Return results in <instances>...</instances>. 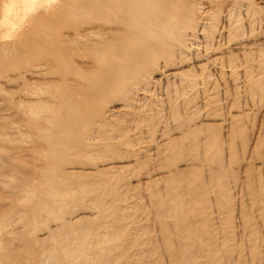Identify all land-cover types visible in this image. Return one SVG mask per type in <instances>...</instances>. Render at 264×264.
<instances>
[{"label":"rangeland","instance_id":"obj_1","mask_svg":"<svg viewBox=\"0 0 264 264\" xmlns=\"http://www.w3.org/2000/svg\"><path fill=\"white\" fill-rule=\"evenodd\" d=\"M196 1L199 4L198 10L196 12L197 14H195V18H194V20L197 24V28L194 31L192 29H191L192 31L191 30H187V31L184 30L185 31V34H184L185 40L183 42L184 43L183 46L180 47V49L182 48L181 51L182 52L184 51V53L181 55H178V56L175 55L174 57H172L171 61H168V62H164L163 58H159V59L157 58L155 60L156 63H153L151 65L152 68L150 66H148V67H145L144 70L141 69V72H139V74H138V76H139L138 80L137 79L134 80V82H133L134 84L133 83L131 84L133 86L131 87L130 90L128 89V91H127V89H126L124 91H115V92L112 91L110 94H106V96L102 99L104 101V103H103V101L101 102L102 105L100 107V110L102 112V116H105V117L109 116L110 113H108V110L110 108H114L115 115L110 117V118H113V120H115L114 122L117 121L116 123L121 128L126 127L125 131L120 133L121 136H120V138H117L118 140L117 139H114V141L112 140L113 143L117 141L116 144L118 145V148H119V146H121L119 148V150L117 149L118 154L116 155V158H110V159L108 157L107 158L101 157L100 159L99 158H74L75 160H78V161H82L85 159H91V160H93L94 163L91 166L79 165L78 164L79 162L77 161V163L75 165H68V164L65 165L64 169L62 170L63 174L65 176H68L71 180H81V181L90 183V185L95 186L94 188H97V186L99 188L105 187V189L112 187L113 192L115 191L114 194L112 192V196L103 195V199H105L108 202L105 205V207L103 208V209H106V211H104V212H106V214H109L110 208L112 210L114 208V210L112 211L110 217L105 222H103L101 226L99 225V227H100L99 230L102 229V231H105L107 233H112V237L110 238V242H109L110 244L108 243L107 247L111 248L110 249L111 253L109 254L110 257H114L115 255L119 254V256H116L117 260L114 261V264H119V263L120 264H174L176 261H177L176 264H181L180 260L182 258L180 259V257L182 255H181L180 251L177 252L178 250H180V246L191 247V248H189L190 249L189 252L194 253L191 256L192 257L191 260L189 261L190 263L192 262L191 264H195V263L196 264H205V263L206 264H264V259H263L264 258V217H262V209H261L262 203L259 200V198H261L262 195L264 196V69H263L264 68V62H263L264 61V57H263L264 56V50H263L264 45L261 44V43H264V25H263L264 24V0H246L247 3L245 2V0H241V2H239L240 0H235V2H234V0H232L234 3L231 0H229L230 2L227 0H222V1H220V0H196ZM205 1H207V3H205ZM244 2L246 4H244ZM233 4L235 5V7H233L234 6ZM230 5H233V6L231 7ZM226 6H227V8H226ZM248 6H250V7H248ZM248 8H249V10H248ZM217 9H219V10L221 9L220 10L221 12H218ZM233 9H236V11ZM212 10H214L216 12L213 11L214 13L212 14L211 13ZM228 10H229V12H228ZM232 10H233V12H232ZM224 12H225V14L223 15ZM230 12H232L231 13L232 16H231ZM234 12H236V13H234ZM214 14H215V16H214ZM236 14H238V15L236 16V18H234V16ZM232 17H233V19H232ZM210 18H213V21ZM222 18H223V20H221ZM227 19L229 20L231 26L228 24ZM237 19L239 21H237ZM231 20H234L233 21L234 23L231 22ZM203 21H204V23H203ZM201 22H202V24H201ZM205 22H207V23L209 22V24H207ZM210 22H212V23L210 24ZM214 22H216L218 25L217 24L215 25ZM222 22H223V24H221ZM235 23H236L237 28L234 26ZM239 23L245 24V25L239 26ZM203 25H205V26H203ZM221 25H222V27H220ZM227 26L230 28H228ZM213 27H215L217 31H215L214 30L215 28H213ZM225 27H226V30H224ZM231 27H233V28H231ZM219 28H221V29H219ZM227 29H229L230 31L229 30L228 31L231 33L226 32ZM234 29L235 30L239 29L240 31L237 32V30H236V32L234 33V31H235ZM200 30H201V32H200ZM242 30H243V33H242ZM59 31L57 33L55 32L56 33L55 36L57 38L60 37V34L61 35L63 34V32L61 33ZM219 31H221V32L223 31L222 32L223 34H221V32H219ZM232 31H233V33H232ZM207 32H209V34ZM218 32L221 35H219ZM58 33H60V34H58ZM203 33H204V35H203ZM224 33H226V34H224ZM236 33H237L238 37L236 36ZM229 34H231V35H229ZM244 34H246V35H244ZM231 36H234V37H231ZM242 36L244 38H241ZM205 37H206V42H207L208 46L205 42ZM227 37H229V38H227ZM224 38H225V40H224ZM233 38H235V39H233ZM237 38H239L241 40L238 41L239 39H237ZM9 39H8V41H7V39H6V41H5V39L3 41V39H2V41H3L2 42L1 38H0V41H1L0 42V49H2L1 47L6 48L5 49L6 51L3 52L4 54L2 53L0 55V58H1L0 59V66H2V67H0V126H1L0 127V214H2V213L5 214V217L3 216L4 214H2L0 216V220L3 219L1 221H4L3 226L0 225V237H1L0 238V242H1L0 243V251L2 253V254L0 253V260H1L0 264H3L4 262H11L12 264H14L20 258H23V260H24L23 264H89V263L90 264H102L99 261L100 257H98V254H97V252L99 251V249L101 248L102 245L101 244L98 245V244H96V242H94L96 237L94 236L93 232L87 233L88 234L87 236H89V239H87V241L85 239L86 242L78 240V238L75 234L65 237L63 245L65 248H67V251L65 253L60 252V251L58 252L59 245L57 244L56 238L60 237V235L63 236V234H61V233H59V231H57V227H59V225H57V224H59V222H58L59 220L56 221L55 219H53L54 215H56V213H57V210L54 211V212H56L55 214H54V212L51 213V215L47 214L41 206L42 201L46 200L44 198L45 196L41 192L40 193L43 196H40V194H39L40 190L37 191V188H38L37 185L36 186L31 185V184L37 183V182H34L35 181L34 176L36 174H40L39 168L42 165L41 163L43 161V158H42V161H41V158H33L34 155L31 154L30 150H28L29 148H31L32 145H34V144H31V141H32L31 138H33V136H34V138H33L34 143H35V140H37V139H35L36 137L33 133L32 127H31V124L36 120V119H34V117L36 118V115L35 114L33 115L30 113V111H28L32 105L31 102H34L36 97H37L38 102H40V99H41V102L45 101L46 103H49V104H53V103L55 104L57 102V99L59 98L58 96L61 97L63 92H64L62 90L64 88V86H61V85L62 84L64 85V83L66 85H69V84L72 85L73 82H71L70 80H67V82H64V81H66V79L63 80V78H60V76H59L60 74L58 75V73H57V72H60L58 70L59 62H57L56 63L57 65L54 66L55 63H54V65H53V63L50 64L51 62H53V60L49 59V57L47 59H48V62H50V63L47 62L48 65H47V63H45V66L43 67L44 70L41 67L40 71H38V73H36L37 74L36 76H31L30 75L31 73H29V72H32L30 69L34 63H37L36 60L33 58L34 60H31V64H28L27 63V57H26L24 50L22 48H19L20 50L15 48L17 51L15 49L7 48V47H10L7 45H11V43L14 42L13 39H10V40ZM216 39L218 41L219 40L220 41L219 42L217 41L218 43H215ZM228 39L229 40L232 39L233 41L234 40H236V41L233 42L231 40V42H232L231 43L230 41H228ZM244 39H245V41H244ZM11 40H13V41H11ZM207 40H209V41H207ZM186 41H187V43H185ZM203 41H204V43L202 44ZM210 41H212V42H210ZM191 43H192V45H191ZM211 43H212V45H211ZM234 43H236V45H234ZM193 44H194V46H193ZM196 44H198V45H196ZM199 44L200 45L202 44V45L199 46ZM220 44L222 47L220 46ZM190 45L193 47H191ZM214 45L216 47L218 46V48L215 49L216 51H219V48L221 47L219 52H216L215 50H214L215 52L213 51V49L215 47ZM225 45H227V47H232V49H234V50L231 51V48H227ZM230 45H232V46H230ZM246 45H248V46H246ZM209 46L211 48H213L212 51H210ZM245 46H246V48H249V49H245ZM65 47L66 48H68V47L72 48L70 44H68V46L66 44ZM205 47H206V50H204ZM256 47H258V49ZM261 47H263V48L260 49ZM239 48H241V49H239ZM250 48H252V49H250ZM190 49H192V50H190ZM207 49L209 50V52ZM256 49H257V51H256ZM21 50H23V51H21ZM228 50L231 51L230 52L231 56H234V59L237 55H238L237 57L240 56V58H238V59L236 58L237 62H235V60L232 61V59H231L232 57L230 56V53H228ZM235 50L237 52V55L233 54V53H236ZM19 51H20V53H24L23 57H22V54L19 53ZM203 51L208 52V55L206 52H205L206 53L205 54ZM254 51H256V54ZM6 52H8L9 54ZM221 52H223L224 55ZM259 52H261V53L263 52L262 55ZM5 53H6V55H5ZM72 53H74L73 54L74 56L72 55V60H70V61H72V63L76 62V64H77V65L75 64L76 67H78V65H79L80 67L84 68V64H83L84 62L87 65V66L85 65V67H89L88 64H90V61L88 62V60H90V59L89 58L88 59L82 58V57L86 56L85 54H82L83 53L82 51H76L75 50V52H72ZM209 53H212L213 56ZM238 53H240V55ZM243 53H247L249 55L246 56V54H244V56H242ZM253 54H255L257 57L254 56ZM77 55H78V59H76ZM184 56H185V58H184ZM215 56H216L217 60H216ZM86 57H88V56H86ZM253 57L256 59H254ZM206 58L209 60V63H208V60H206ZM228 58H230L229 60H231V61H228L227 60ZM258 58L261 59V62H263V63L259 62L260 60H258ZM84 59H87V62ZM241 59L242 60L246 59V60L240 61ZM25 60H26V62H25ZM210 60L213 62H211ZM217 61H218V64L214 63ZM17 62H18V64H17ZM80 62L82 64V66L80 65ZM205 62H207V63H205ZM210 62L213 64L211 65ZM238 62L242 63V65L237 64ZM253 62H254V64H252ZM19 63H20V65H19ZM232 63L234 65V67H233ZM255 63L258 64L259 68L261 66V70L258 71L259 68ZM259 63H261V65ZM228 64L230 67H228ZM243 64H245V65H243ZM10 65H12V66L10 67ZM22 65H25V66H22ZM218 65L221 67H219ZM248 65H250V67L252 66V68H249ZM21 66H22V69H20ZM204 66H206V67H204ZM17 67H18V69H17ZM53 67H54V69H53ZM149 67H150V69H149ZM196 67H198V68H196ZM209 67H210V69H209ZM232 67L234 69H232ZM50 68H52V69H50ZM146 68L148 69L147 71L145 70ZM236 69H237V71H236ZM250 69L253 70L252 73L250 72ZM255 69L258 72V74L255 71ZM262 69H263V72H262ZM50 70H52V72ZM44 71L47 74H45ZM160 71H162V74ZM221 71H222V73H221ZM243 71L244 72L248 71L249 73L246 72L244 74ZM254 71H255V73H253ZM49 72H51L53 74L56 72L55 73L56 78L54 77L53 74H52L53 76L51 74H48ZM190 72H192L194 75ZM231 72L234 74H231ZM259 72H260V74H259ZM141 74H142V76H141ZM249 74L250 75L253 74V77L250 76ZM255 74L258 77L254 76ZM164 75L168 76V78H166V76H164ZM207 75H208V78H207ZM63 76L64 75L62 74V77ZM170 76H171V78H169ZM210 76H211V78H210ZM244 76L246 77V81H245ZM57 77H59V78H57ZM174 77H176V78H174ZM178 77L183 78V79H180ZM184 77H186V79L190 78V80H186ZM250 77H251V79L253 78V83L255 85H257L256 84L257 82L255 79H257V81H260V83L262 82L261 83V85L263 87V94L262 95L257 94V93H255V94L252 93L253 95L250 94L251 93L249 91L250 85L248 86V84H250V83L252 84L251 80L248 81L250 79ZM144 78H147V79H144ZM191 78H193V79H191ZM194 78H195V80L196 79L197 80L195 81ZM205 78L207 79V81ZM157 79H158V81H157ZM176 79H178V80H176ZM174 80H175V82H174ZM181 80H183V81H181ZM30 81H31V83H30ZM45 81L47 83H45ZM51 81H52V85H50ZM53 81L58 82L57 84H61V82H62V84L59 85L60 88L58 86H56V84H55V86L58 87L56 90V88L53 84L54 83ZM177 81H179V82H177ZM204 81H206V82H204ZM243 81H245V83H243ZM176 82L177 83L182 82V84H178L179 86L180 85L181 86L180 87H178V85L176 86ZM41 83H42V85H40ZM43 83H45V84L43 85ZM77 83L78 82L76 81V84ZM187 83L190 85H188ZM246 83H247V85H245ZM168 84H169V86L167 87ZM171 84L173 85L174 88H176L175 90H177V91L179 90V91L178 92L174 91V88L172 87ZM30 85H33L34 89H37V87L38 88L40 87L39 91L37 89V91L39 93H37V91H35L33 88L31 89L32 86H30ZM45 85H46L47 89L46 88L42 89V87ZM194 85L198 86L197 87L198 89H196V87ZM206 85H207V87L201 88V86H206ZM52 86H53L54 90H52ZM185 86H186V88H185ZM189 86H191L192 88ZM199 86H200V88H199ZM246 86H248L249 88L248 87L245 88ZM209 87H212V89H210ZM214 87H216L215 90H214ZM243 87L246 90L249 89V90H247V92L249 91L250 93L247 94L246 90ZM252 87H253V84H252ZM147 88H149L148 91L146 90ZM180 88L185 89V91L184 90L183 91L185 93L188 92V94L186 95L182 91V89H180ZM188 88L190 89V91L187 90ZM206 88H207V90H206ZM191 89H193V91ZM204 90H205V92H204ZM34 91H35V93H33ZM44 91H47V92L44 93ZM49 91H50V93H49ZM243 91H245V93ZM24 92H26V93H24ZM40 92L42 94L44 93L43 97L40 95L41 94ZM53 92H55V93H53ZM146 92H148L149 94H147ZM176 92H177V94H176ZM56 93L58 94V96L56 95ZM124 93L127 94L128 96H125ZM28 94L29 95L31 94V95L29 96ZM141 94H143V95H141ZM189 94H191V95H189ZM32 95H33V97H34V95L36 97L32 98ZM48 95L50 97H52V95L53 96L56 95L57 97L55 96V98L54 97L50 98V97H48ZM149 95L153 98L151 99V97ZM137 96H138V99H136ZM139 96H141V97H139ZM184 96H185V98H184ZM45 97L47 98V100ZM128 97L133 98V101L131 103L132 106H126L125 105V101L123 99L128 98ZM180 97H182V100ZM48 98H50L51 100L49 99V101H48ZM157 98H158V101H157ZM188 98H189V100H188ZM30 99H32L33 101ZM43 99H44V101H42ZM167 99L168 100L170 99V101H169V102H171L170 104H169ZM28 100H30V101H28ZM54 100H56V101H54ZM177 101H178V104H177ZM194 101L196 104L194 103ZM209 101L210 102L212 101V104L210 103V105L207 106ZM167 103H168V105H170L169 107H168ZM172 103H173V106H172ZM105 104H107V106H104ZM152 104L156 105V106H153ZM217 104H218V106H217ZM189 105L192 106L191 107L192 110L189 107ZM211 105L213 106V108L216 111L217 110L218 111L217 112L214 111ZM18 107H20L22 109H20V108L18 109ZM157 107L159 108L158 110H157ZM151 108H153V109H151ZM170 108H172L174 110H170ZM183 109H185V110L188 109V111L185 112ZM120 110H121V113H120ZM148 110H150L149 113H148ZM160 110H162V111H160ZM190 110L192 111V113L190 112ZM145 111H147V112H145ZM170 111H172L171 113H173V111H177V113L179 112L180 114L179 113H178L179 115L177 114L178 118L179 119L182 118L183 120L186 119V121L184 120L185 123H187V120H189L187 118L189 117L188 115H190L189 118H192L190 120L191 125L188 122L187 123L188 125L184 124L188 127H186L184 125H183L184 129H183V127H179L180 129H183V130H180V132H179V130L171 131L173 129V127H174V129H175V127H177L178 123H176V122H178L177 121L178 119L176 120V118H175V120H174V117L171 116L172 114L170 113ZM44 112H45V110H44ZM135 112H137V113H135ZM152 112L154 113V115ZM160 112H162V113H160ZM142 113H143V115H142ZM156 113H157V116H155ZM187 113H188V115H187ZM140 114L143 117L145 116L144 117L145 120H141V121L137 120L138 116ZM150 114H152V115H150ZM158 114L159 115L162 114L163 116L162 115L159 116ZM32 115L34 116L33 119L31 117ZM168 115L171 116V119H173L172 121H170L171 119ZM147 116L148 117L153 116L154 121L150 120V118L148 119ZM165 116L168 118H166ZM184 116H185V118H184ZM230 117L233 120L234 119L238 120L235 122L236 127L233 126L235 128H232V129H235L233 131H232L230 125H234L235 123L233 122L232 119H231L232 121H230V119H229ZM233 117H236L237 119L233 118ZM123 120H124V122H122ZM131 120H132V123H130ZM133 120H136V122L134 121V123H133ZM146 120H148V121H146ZM49 121L50 120H46L45 123H47L49 125L53 123V122H49ZM125 121H128V122H125ZM156 121H157V123H156ZM158 121H160V122H158ZM142 122H144V123H142ZM154 122H155V124H153ZM172 122H174V123H172ZM228 122L231 124H229ZM238 122H239L240 126L237 125ZM167 123L169 124V126ZM136 124L140 126V129L138 126H136L137 128H135ZM170 124L172 126L174 124H176V125L172 127ZM200 124L202 125L203 130H201V132H202L200 134L201 136L199 135L202 143L200 142V140H198L197 145H196V154H197L198 158H186V156H187L186 155L187 150H186L183 152V155L184 156L186 155L185 157H183L181 154V155H179L178 158H172V157L170 158L169 157V158H165L164 160L162 158L163 161L160 162L161 158H159L160 157L159 151H161L166 146V144L169 143V140L170 141L172 140V142H176V143L182 141L180 143L185 142V144L187 145L186 137L188 138V133H190V131L188 132L187 130L188 129L189 130L191 129V131L196 130V129L200 128V126H201ZM213 125H215L216 127H214ZM152 126H153V128H152ZM179 126H181V125H179ZM193 126L196 127V129H194ZM207 126L209 128H210V126H212L214 131L216 130L218 134L216 133L217 134L216 135L215 133H211V130L213 131V129L210 130ZM26 127L28 128V130ZM206 127H207V130L208 129L210 130L211 134L208 133L209 130L207 131ZM116 128L118 129V127H116ZM132 128H134V129H132ZM147 128H150V129H147ZM154 128L155 129L157 128V130H155ZM170 128H171V130H170ZM113 129H115V128L108 130V134H107L108 138H110V135H111V137H113V135L115 137L117 134H119L116 129H115V131ZM135 129H138L137 130L139 132V133L137 132L138 134L135 133L136 132V131H134ZM145 129L148 131V134L146 133L147 131ZM158 129L161 131L159 132ZM204 129H205V131H204ZM128 130H129V132L127 133ZM132 130L134 132H132ZM28 131H29V133H28ZM149 131H150V133H149ZM197 131H199V130H197ZM206 131H207L208 135H211L212 141L217 138L216 142L215 141L213 142L215 144L212 143L211 138H210V140H207L208 135H204L206 133ZM203 132H204V134H203ZM231 132H233L235 134H232ZM22 133L23 134L25 133V135H22ZM134 133L136 134V136H134L135 135ZM166 133L167 134L169 133V135H167ZM179 133H181V134H179ZM154 134H156V135H154ZM182 134H184L183 135L184 137L182 136ZM202 134L204 135L203 137H202ZM230 134L232 135V137H230L231 136ZM151 135L153 136L154 140L152 139V137H150ZM1 136H3V137H1ZM10 136L14 137L15 139L14 138L12 139V137L10 138ZM144 136H146V137H144ZM164 136H166V138ZM124 137H127V139ZM233 137H235V138L233 139ZM18 138H20L21 143L17 142V141H19ZM137 138L140 141L136 140ZM148 138H150L152 140H150V139L148 140ZM181 138H183V139L181 140ZM229 138H230V141H229ZM27 139H28V144L26 143ZM120 139H122V140H120ZM142 139L144 141H142ZM173 139H176V140H173ZM205 139L208 141L207 143L204 142V141H206ZM218 139H220L219 141H221V147H219L220 145L217 144V143H219L217 141ZM11 140H13V141H11ZM161 140H163V141L160 144ZM183 140H185V141L183 142ZM127 141L129 143H126ZM132 141H133V143H132ZM15 142H16V144H15ZM139 142H142V143L139 144ZM36 144H37V141H36ZM133 144H135V145H133ZM204 144H206V145L204 146ZM125 145H126V147H125ZM207 145H208V148H206ZM213 145L214 146L216 145V146L214 147ZM25 146H27V147H25ZM139 146L141 148L138 149L137 147H139ZM162 146H164V147H162ZM16 147H18L19 149H17ZM156 147H158V148H156ZM204 147H205V149H204ZM125 148H128L129 150L132 149V150L129 151L128 149L126 150ZM200 148H202V149H200ZM218 148L219 149L222 148L221 154H220V151L218 153V151H217ZM147 149H149V150H147ZM150 149H152V150H150ZM154 149L156 150V152L153 151ZM134 150H135V153H133ZM139 150L142 152L145 151L144 152L145 154L141 153ZM199 150L202 152H200ZM26 151L29 153V155H27L28 153ZM208 151H212V153L210 154V152H208ZM136 152L137 153L139 152V154H137ZM154 152L157 154V156L155 155ZM214 152L218 153V154H216L217 156H219V155L220 156L218 158H213V157H215ZM158 153H159V157H158ZM8 154H9V156H7ZM132 154H134V155L136 154L137 156L135 155L136 157L134 158V155H132ZM146 154L147 155L151 154L152 156L151 155L148 156L151 158H148ZM15 156H16V158H15ZM22 156H24V158H22ZM204 156H205V158H204ZM6 157H9V158H6ZM33 159H34V162H33ZM132 159H135V160L132 161ZM22 161H24V162H22ZM39 161H40V163H39ZM19 162H21V163H19ZM17 163H19V165ZM27 164H29V165L32 164L33 166L32 165L31 166L34 170L29 168L31 166H28ZM114 164H116L115 167H114ZM132 164H134V165H132ZM165 164H166V166H165ZM26 165L28 168L26 167ZM35 166H37L36 167L37 169L34 168ZM10 167L11 168L14 167L15 173H13L14 170L12 172L9 171L12 174L7 172L8 170H12ZM16 167L18 170L16 169ZM7 168H9V169L7 170ZM24 169L27 172H24ZM16 170H17V172H19V171H21V172L17 173ZM119 170H121L122 172ZM28 172L33 173V176L31 174H28ZM178 172L180 174H182V173H184V174L180 175ZM97 173H99L98 176H96ZM112 173H113V175H112ZM7 174L11 175V177L8 176ZM15 174H17V175H15ZM177 174H179V175H177ZM13 176L15 177L16 180L13 178ZM17 176H18V179L16 178ZM55 176H56V174H55ZM70 176H72V177H70ZM19 177H20L22 182H19ZM75 177H76V179H75ZM106 178H107V180H106ZM17 180H18V183H17ZM111 180H114V183ZM120 180L122 182H120ZM12 181L15 183H13ZM25 182H27V183H25ZM96 182H100V183L96 184ZM102 182L105 183V186H104V184L102 185ZM166 183H168V184H166ZM106 184L108 185V187ZM127 184H128V186H127ZM27 185L28 186L31 185L32 188L35 190V192L33 189H31V187H28V189H30L31 191L30 190L28 191V189H24V187H27ZM168 185L176 187L175 193H173L174 196H171L170 194H166V188L168 187ZM187 189H192L194 192V196H195L194 199H197V203L195 205H192V206L197 207L196 213H198L200 215V219H199L200 221L198 220L197 222H195L193 224L188 223L187 224L188 228H187L186 226H184L186 224L185 221L187 219L183 220V219H180L179 216L178 217L177 216L172 217L171 214H166L165 218L163 219V223L165 222L164 224H165V226H167L166 227L167 233L170 234V236H172L170 240H167L166 239L167 237H165V234H164L163 230L161 229L162 224L155 217V214L153 211V201H155V199H158V200L161 199L162 200L163 199L162 196H164L165 199L167 198L169 201H177V200L181 201L182 200L183 206L185 205L184 208H187L188 205H190V203H187L188 202L187 200L190 201V198L185 193ZM26 193L31 194L30 196H34V193H35V196L30 197V198H33L30 201V199L28 200L29 195H27ZM32 193H33V195H32ZM91 196H92V194H91ZM118 196H122L124 199L122 201H118V200L115 201V198ZM25 197L27 199V200L25 199V201H28V202L30 201L29 203L26 202L27 204H25V201H24ZM17 198H18V200L16 201L15 199H17ZM87 198H90V195ZM35 200H37V201H35ZM19 201H20V203H19ZM68 202H67L66 206L65 205L63 206L64 208L69 207L68 209L65 208V210H64L63 207H60V209L58 211L59 212L62 211L63 213H66L65 218L68 222L71 223V225H73L75 227H82V228L85 227V229L89 228L88 232H90L89 230L93 226H95V224L97 222H100V220H99L100 219L99 215H100V210H101L100 206L97 205L96 210L94 207V209L90 208L91 211H88V210H90V209H88V206L91 203V201H89L88 199L85 201L86 203H84V201H82V202L79 201L80 204H78L77 207L73 206V204L75 202L74 203L70 202V204ZM35 203L38 204V206L34 205ZM81 203H84V205L83 204L81 205ZM53 206L58 208L57 207L58 205L56 206L55 203H53ZM122 206H123L124 210L122 208H120V209H122V210H120V213L123 212L122 214H124V215L128 214V217L125 218L123 216V217H121L122 219L121 218L119 219L118 218L119 212H117V211H118L119 207H122ZM133 206H135V207H133ZM85 207H87V208H85ZM12 208H14L13 211L11 210ZM85 209H88V210H85ZM125 209H126V211H125ZM30 211L32 212V216H30L31 215ZM125 212H127V213H125ZM180 213H185V211H180ZM34 214H35V216H34ZM129 214H132V216L130 215V217H129ZM96 215H97V217H96ZM113 215H115L117 217H114ZM51 216H53V218ZM111 216H113V218ZM7 217H9L8 218L9 220H7ZM26 217L28 220L27 219L24 220V218H26ZM46 217H48V219ZM95 217H96V219H98V221H96V219H94ZM131 217L132 218L134 217V218L132 219ZM123 219H126V220L124 221ZM113 220H117V221H113ZM174 220L178 221L179 223H176V221H174ZM1 221H0V224H2ZM12 223H13V225H12ZM176 224H177V226L174 229L173 227ZM180 224H182V225H180ZM26 225H27V227L29 226V228H27ZM126 225H127V227H126ZM104 227H106V229L109 228L110 230L108 229L109 231H107L106 229H104ZM138 227L139 228L143 227V228L139 229ZM191 229L194 230L193 233L189 232ZM52 232H55V234H53ZM173 232H174V234L180 233L179 235H181V236L183 235V236L181 237L180 240H178V239L175 240V238H173ZM49 233H51V235ZM30 238H31V240H30ZM8 240H9V242H7ZM146 240H147V242H146ZM169 243H170V245H169ZM167 244L170 247V249H168V250H167ZM33 245H34V247H33ZM3 247H4V250H2ZM51 249L54 250L55 252L54 251L52 252ZM47 250H48V252H47ZM137 251L139 252V254ZM51 252L53 253V255ZM24 253H26L27 255ZM135 253H136V255H135ZM207 255H208V257H207ZM81 257H82V259H81ZM66 259L69 261H66ZM192 259H194V260H192ZM48 261H50V262H48ZM126 261H128V262H126ZM182 261H184V260H182ZM222 261H224V262H222Z\"/></svg>","mask_w":264,"mask_h":264},{"label":"bare ground","instance_id":"obj_2","mask_svg":"<svg viewBox=\"0 0 264 264\" xmlns=\"http://www.w3.org/2000/svg\"><path fill=\"white\" fill-rule=\"evenodd\" d=\"M222 1V0H220ZM229 1V0H227ZM232 1V0H231ZM230 2V1H229ZM233 2V1H232ZM235 2V0H234ZM233 2V3H234ZM238 2V1H237ZM236 2V3H237ZM241 2V0L239 1ZM245 2L247 3V1L245 0ZM244 2V4H246ZM205 3H207V1H205ZM235 3V4H236ZM243 3V2H242ZM238 4V3H237ZM198 2L196 0H0V38H1V41L3 39H13L14 42L11 43V45H7V46H10V47H7V48H11V49H15L17 48L18 50H20L19 48H22L24 50V53L27 57V63L28 64H31V60H36L37 63H34L32 66H31V71L32 72H29L31 73L30 75L31 76H36L38 73V71H40L41 67L42 69L44 70V66H45V63L48 62V57L49 59H52L53 62H48L50 64L55 63L54 66H56L57 62H59V68L58 70L64 75L62 77V74L60 72H57L58 75L60 76V78H63L66 79V81L64 82H67V80H70L72 83L69 84V85H66L64 83V85L62 84H57L58 82H54V86L56 84V86H58L60 88L59 85L61 86H64V88L62 89L64 92L62 94V96H58V94L56 93V95L59 97L57 99V102L54 104H49V103H46L44 101V99L42 101L44 102H41V99H40V102L37 101V97L34 95H32V98H35V101L34 102H31V107L29 108L28 111H30L31 114H35L36 115V118L32 115V119L34 117V119H36L32 124H31V127H32V130H33V133L35 135V143H34V136L31 141V144H34L31 146V148H27L28 150L31 151V154L34 155L33 158H41V161H42V158H43V161H42V165L40 166L39 168V172L40 174H36L34 176V182H37L35 184H31L33 186H38L37 188V191H39V194L40 196H45L44 198L46 200H41L42 201V208L43 210H45V212L47 214H50L53 213L55 210H57V213L54 212V214L56 213V215H54V218L53 216H51L53 219H55L56 221L59 220V227H57V231H59V233L63 234V236L60 235V237H57L56 240H57V244L59 245V249H58V252H63L65 253L67 251V248L64 247L63 243H64V238L67 237V236H70V235H73L75 234L78 238V240L80 241H87V239H89V236H87L88 234L87 233H92L94 234V236L96 237V239L94 240V242H96V244H101V248L99 249V251L97 252L98 254V257L99 258V261L102 263V264H114V261L117 260V257L116 256H119L118 255H115L114 257H110V249L109 247H107V244L110 242V238L112 237V233H107L105 231H102L99 230V225L101 226L103 222H105L111 215L112 211L113 210L110 208V212L109 214H106V209H103L105 207V205L108 203L105 199H103V195H106V196H112V192H113V188L112 187H109L107 189H105V187L103 188H99L97 186V188H94L95 186L94 185H90V183H87V182H84V181H81V180H71L68 176H65L63 174V169H64V166L65 165H75L77 163L78 160H75L74 158H101V157H108L109 159L110 158H116V155L118 154V150L121 146H119L118 148V145L116 144V142L113 143L114 139H117V138H120V133L121 132H124L125 131V128L126 127H123L121 128L116 122H114L115 120H113V118H110L112 116L115 115V110L114 108H110L108 110V113H110L109 116H102V112L100 110V107L102 105V99L106 96V94H110L112 91L115 92V91H124L127 89L130 90L131 87L133 85H131L135 79L138 80L139 76V72H141V69L144 70L145 67H148L153 64V63H156V59L158 58H163L164 59V62H168V61H171L172 57H174L175 55L178 56V55H181L184 53V51L182 52V48L180 49L181 46H183V42L185 40V31L187 30H195L197 28V24L194 20L195 18V14H197V10H198ZM234 5V4H233ZM233 5H230L231 7ZM238 6V5H237ZM235 7V5L233 6ZM250 7V6H248ZM227 8V6H226ZM229 9V8H228ZM244 9V8H243ZM221 10V9H220ZM219 9H217L218 12H221ZM230 10V9H229ZM228 10V12H229ZM236 11V9H233ZM232 10V12H233ZM242 10V9H241ZM249 10V8H248ZM208 11V10H207ZM206 11V12H207ZM212 10V14L216 11ZM231 11V10H230ZM247 11V10H246ZM200 12V11H199ZM204 12V11H203ZM205 12V13H206ZM217 12V13H218ZM230 12V14L232 13ZM239 12V11H238ZM241 12V11H240ZM210 13V12H209ZM208 13V14H209ZM236 13V12H234ZM203 14V13H202ZM216 14V13H215ZM214 14V16H215ZM225 14V12L223 13V15ZM218 15V14H217ZM238 14H236L234 16V18H236ZM244 15V14H243ZM197 16V15H196ZM230 16V15H229ZM232 16V14H231ZM242 16V15H241ZM210 17V16H209ZM198 18V17H197ZM214 18V17H213ZM213 18H210L212 21H213ZM260 18V17H259ZM216 19V18H215ZM226 19V18H225ZM233 19V17H232ZM240 19V18H239ZM197 20V19H196ZM209 20V19H208ZM223 20V18L221 19ZM236 20V19H235ZM260 20V19H259ZM228 21V24L230 25V22L229 20L227 19ZM234 20H231V22H233ZM237 21H239L237 19ZM241 21V20H240ZM251 22V21H250ZM253 22V21H252ZM204 23V21H203ZM207 23V22H205ZM212 22H210L211 24ZM215 25L217 24L216 22H214ZM226 23V22H225ZM234 23V22H233ZM241 23V22H240ZM239 23V26L240 25H245V24H240ZM202 24V22H201ZM209 24V22L207 23ZM223 24V22L221 23ZM227 24V25H228ZM206 25V24H205ZM203 25V26H205ZM218 25V24H217ZM264 25V24H263ZM212 26V25H211ZM226 26V25H225ZM231 26V25H230ZM236 27V23L234 25ZM222 27V25L220 26ZM228 27V26H227ZM215 28V27H213ZM230 28V27H228ZM233 28V27H231ZM237 28V27H236ZM240 28V27H239ZM246 28V27H245ZM221 29V28H219ZM218 29V30H219ZM224 29V28H223ZM63 32V34L61 35L60 33V37H56V33L58 32ZM185 30V31H184ZM191 30V31H192ZM202 30V29H201ZM200 30V32H201ZM209 30V29H208ZM207 30V31H208ZM215 31L216 28L214 29ZM213 30V31H214ZM226 30V27L225 29ZM229 29H227L226 32L228 33H231L228 31ZM235 30V29H234ZM237 30V29H236ZM236 30L234 31V33L236 32ZM203 31V30H202ZM205 31V30H204ZM211 31V30H210ZM240 30L238 29L237 32H239ZM56 32V33H55ZM221 32V31H219ZM218 32V34H219ZM223 32V31H222ZM221 32V34H223ZM55 33V34H54ZM189 33V32H188ZM194 33V32H193ZM199 33V32H198ZM209 34V32H207ZM233 33V31H232ZM242 33H243V30H242ZM219 34V35H221ZM226 34V33H224ZM190 35V34H189ZM194 35V34H193ZM204 35V33H203ZM231 35V34H229ZM234 35V34H233ZM246 35V34H244ZM250 35V34H249ZM212 36V35H211ZM214 36V35H213ZM216 36V35H215ZM228 36V35H227ZM235 36V35H234ZM234 36H231V37H234ZM236 36H237V33H236ZM56 37V38H55ZM207 37V36H206ZM206 37H205V42H206ZM238 37V36H237ZM240 37V36H239ZM202 38V37H201ZM212 38V37H211ZM216 38V37H215ZM229 38V37H227ZM241 38H244L243 36ZM246 38V37H245ZM9 39V40H10ZM56 39V40H55ZM193 39V38H192ZM235 39V38H233ZM239 39V38H237ZM11 40V41H13ZM222 40V39H221ZM225 40V38H224ZM232 39H228V41L231 42ZM241 39H239L238 41H240ZM0 41V42H1ZM2 41V42H3ZM209 41V40H207ZM218 40L216 39L215 43H218L217 42ZM227 41V42H228ZM233 41V40H232ZM236 40H234L233 42H235ZM245 41V39H244ZM201 42V41H200ZM212 42V41H210ZM214 42V41H213ZM187 43V41L185 42ZM190 43V42H189ZM204 43V41L202 42V44ZM225 43V42H224ZM232 43V42H231ZM242 43V42H241ZM244 43V42H243ZM67 44H70L72 48L68 47L66 48L65 45ZM201 44V45H202ZM207 44V42H206ZM264 45V43H261ZM260 44V45H261ZM192 45V43H191ZM190 45V46H191ZM198 45V44H196ZM199 44V46H201ZM210 45V44H209ZM212 45V43H211ZM210 45V46H211ZM216 45V44H215ZM214 45V46H215ZM223 45V44H222ZM233 45V44H232ZM230 45V46H232ZM234 45H236V43H234ZM186 46V45H185ZM184 46V47H185ZM194 46V44H193ZM191 46V47H193ZM204 46V45H203ZM208 46V44H207ZM209 46V47H210ZM221 46V44H220ZM227 47V45H225ZM248 46V45H246ZM245 46V49H249V48H246ZM189 47V46H188ZM216 47V46H215ZM214 49L210 47V51H213L215 49L218 48V46ZM222 47V46H221ZM221 47L219 48V51L221 49ZM2 49H0V55L5 52L6 48L5 47H1ZM66 48V49H65ZM227 48H231V51L234 50L232 49V47H227ZM234 48V47H233ZM237 48V47H236ZM235 48V49H236ZM242 48V47H241ZM239 48V49H241ZM254 48V47H253ZM258 49V47H256ZM263 47H261L260 49H262ZM238 49V48H237ZM244 49V48H243ZM244 49V50H245ZM252 49V48H250ZM256 49V51H257ZM16 50V49H15ZM14 50V51H15ZM21 50V51H23ZM76 51H82L83 53L82 54H85L86 56L82 57V58H89L90 60H88V62L90 61V64H88L89 67H85L86 63L84 62V68L83 67H80L78 65V67L75 66L76 62L75 63H72V55L74 53L72 52H75ZM192 50V49H190ZM206 50V47L205 49ZM208 50V49H207ZM264 50V48H263ZM262 50V51H263ZM17 51V50H16ZM195 51V50H194ZM216 51V50H215ZM214 51V52H215ZM219 51H216V52H219ZM222 51V50H221ZM230 50H228V53L231 52ZM246 51V50H245ZM256 51L255 54H256ZM204 52V51H203ZM206 52V51H205ZM204 52V53H205ZM209 52V50H208ZM208 52L207 55H208ZM225 52V51H224ZM236 52V50H235ZM247 52V51H246ZM253 52V51H252ZM8 53V52H6ZM5 53V55H6ZM20 53V51H19ZM24 53H20L22 54V57H23V54ZM205 53V54H206ZM223 53V52H221ZM261 55L262 53L259 52ZM4 54V53H3ZM9 54V53H8ZM7 54V55H8ZM11 54V53H10ZM81 54V55H82ZM200 54V53H199ZM203 54V53H202ZM212 55V53H209ZM214 54V53H213ZM219 54V53H218ZM234 55H237V52L236 53H233ZM232 54V55H233ZM240 55V53H238ZM244 54L249 55L247 53H243L242 56H244ZM252 54V53H251ZM250 54V55H251ZM255 54H253L254 56H256ZM258 54V53H257ZM24 55V56H25ZM80 55V54H79ZM193 55V54H192ZM197 55V54H196ZM201 55V54H200ZM224 55V53H223ZM226 55V54H225ZM74 56V55H73ZM183 56V55H182ZM198 56V55H197ZM196 56V57H197ZM205 56V55H204ZM213 56V55H212ZM230 56H231V53H230ZM238 56V55H237ZM235 57L234 59V56H231L232 58V61L235 60V62H237L236 58H240L239 57ZM252 56V55H251ZM21 57V56H20ZM187 57V56H186ZM257 57V56H256ZM264 57V56H263ZM12 58V57H11ZM34 58V59H33ZM81 58V57H80ZM185 58V56H184ZM201 58V57H200ZM214 58V57H213ZM216 58V56H215ZM220 58V57H219ZM225 58V57H224ZM252 58V57H251ZM254 58V57H253ZM260 58V57H259ZM259 62H261V59ZM1 59V58H0ZM76 59H78V55L76 57ZM87 59H84L86 60L87 62ZM177 59V58H176ZM197 59V58H196ZM230 58H228L227 60L228 61H231L229 60ZM243 59V58H242ZM240 60V61H245V60ZM256 59V58H254ZM253 59V60H254ZM263 59V58H262ZM74 60V59H73ZM83 60V59H82ZM206 60H208L206 58ZM217 60V58H216ZM16 61V60H15ZM14 61V62H15ZM155 61V62H154ZM178 61V60H177ZM211 61V60H210ZM220 61V60H219ZM223 61V60H222ZM239 61V60H238ZM256 61V60H255ZM26 62V60H25ZM78 62V61H77ZM213 62V61H211ZM210 64L212 65L213 63ZM226 62V61H225ZM234 62V63H235ZM264 62V61H263ZM261 62V63H263ZM21 63V62H20ZM19 63V65H20ZM23 63V62H22ZM47 63V65H48ZM207 63V62H205ZM208 63H209V60H208ZM216 64H218V61L217 62H214ZM228 63V62H227ZM257 63V62H256ZM255 63V64H256ZM261 63H259L261 65ZM18 64V62H17ZM187 64V63H186ZM200 64V63H199ZM237 64H241L242 63H237ZM254 64V62L252 63ZM52 65V66H53ZM77 65V64H76ZM80 65L82 66L81 62H80ZM201 65V64H200ZM203 65V64H202ZM233 65V63H232ZM231 65V66H232ZM240 65V66H241ZM245 65V64H243ZM251 65V64H250ZM249 68H252V66ZM258 66V64H256ZM263 65V64H262ZM12 65H10L11 67ZM22 66H25V65H22ZM22 66L20 69H22ZM87 66V65H86ZM180 66V65H179ZM198 66V65H197ZM219 66V65H218ZM256 66V67H257ZM2 67V66H0ZM19 67V66H18ZM17 67V69H18ZM149 67V69H150ZM199 67V66H198ZM196 67V68H198ZM206 67V66H204ZM214 67V66H213ZM221 67V66H219ZM228 67L229 64H228ZM234 67V65H233ZM232 67V69H234ZM239 67V66H238ZM13 68V67H12ZM152 68V67H151ZM161 68V67H160ZM178 68V67H177ZM200 68V67H199ZM248 68V67H247ZM259 68V66H258ZM16 69V68H15ZM49 69V68H48ZM52 69V68H50ZM54 69V67H53ZM56 69V68H55ZM185 69V68H184ZM210 69V67H209ZM243 69V68H242ZM246 69V68H245ZM264 69V68H263ZM263 69H262V72H263ZM146 71L148 70L147 68L145 69ZM156 70V69H155ZM162 70V69H161ZM178 70V69H177ZM180 70V69H179ZM189 70V69H188ZM230 70V69H229ZM261 70V66L260 68L258 69V71ZM17 71V70H16ZM42 71V70H41ZM47 71V70H46ZM52 72V70H50ZM157 71V70H156ZM187 71V70H186ZM190 71V70H189ZM215 71V70H214ZM231 71V70H230ZM234 71V70H233ZM237 71V69H236ZM235 71V72H236ZM249 71V70H248ZM248 71H243V73L245 74L246 72ZM253 70L250 69V72L252 73ZM256 71V69H255ZM255 71L253 73H255ZM45 72V71H44ZM43 72V73H44ZM49 72L48 74H53ZM54 72V71H53ZM143 72V71H142ZM161 74H162V71H160ZM179 72V71H178ZM182 72V71H181ZM185 72V71H184ZM257 72V71H256ZM40 73V72H39ZM42 73V72H41ZM56 73V72H55ZM55 73L53 74L54 77H55ZM169 73V72H168ZM173 73V72H172ZM171 73V74H172ZM180 73V72H179ZM187 73V72H186ZM192 73V72H190ZM195 73V72H194ZM222 73V71H221ZM249 73V72H248ZM45 74H47L45 72ZM174 74V73H173ZM193 74V73H192ZM201 74V73H200ZM231 74H234L231 72ZM258 74V72H257ZM260 74V72H259ZM52 75V76H53ZM184 75V74H183ZM194 75V74H193ZM197 75V74H196ZM209 75V74H208ZM208 75H207V78H208ZM250 75V74H249ZM44 76V75H43ZM142 76V74H141ZM166 76V75H164ZM173 76V75H172ZM176 76V75H175ZM206 76V75H205ZM247 76V75H246ZM253 77V74L250 75ZM254 76H257L256 74ZM261 76V75H260ZM181 77V76H180ZM178 77V78H180ZM245 77V76H244ZM258 77V76H257ZM56 78V77H55ZM59 78V77H57ZM166 78H168V76H166ZM171 78V76L169 77ZM176 78V77H174ZM173 78V79H174ZM186 79V77H184ZM211 78V76H210ZM143 79V78H142ZM144 79H147V78H144ZM156 79V78H155ZM160 79V78H159ZM172 79V80H173ZM180 79H183V78H180ZM193 79V78H191ZM206 79V78H205ZM255 79V78H254ZM62 80V81H63ZM178 80V79H176ZM186 80H190L189 79H186ZM195 80V78H194ZM197 80V79H196ZM195 80V81H196ZM211 80V79H210ZM252 82L253 84V87H252V84H248V86L250 85V90L247 92V90L245 88H247L248 86H246L244 89L246 90L247 94L250 93L251 95L257 93V94H260L262 95L263 94V87L260 83V81H257L256 80V84L255 85L253 83V78L248 80ZM254 80V81H255ZM47 81V80H46ZM45 81V83H47ZM76 81L78 82L76 84ZM140 81V80H139ZM147 81V80H146ZM145 81V82H146ZM150 81V80H149ZM148 81V82H149ZM152 81V80H151ZM154 81V80H153ZM158 81V79H157ZM161 81V80H160ZM163 81V80H162ZM183 81V80H181ZM207 81V79H206ZM204 81V82H206ZM245 81H246V77H245ZM245 81H243V83H245ZM28 82V81H27ZM70 82V83H71ZM144 82V81H143ZM142 82V83H143ZM173 82V81H172ZM175 82V80H174ZM179 82V81H177ZM176 82V86L178 84H182L181 83H177ZM199 82V81H198ZM31 83V81H30ZM35 83V82H34ZM40 83V82H39ZM43 83V85L45 84ZM52 85V81L50 82ZM156 83V82H155ZM158 83V82H157ZM160 83V82H159ZM170 83V82H169ZM184 83V82H183ZM249 83V82H248ZM259 83V84H258ZM29 84V83H28ZM76 84V85H75ZM134 84V83H133ZM146 84V83H145ZM167 84V83H166ZM188 84V83H187ZM26 85V84H25ZM42 85V83L40 84ZM143 85V84H142ZM141 85V86H142ZM161 85V84H160ZM159 85V86H160ZM172 85V84H171ZM190 85V84H188ZM187 85V86H188ZM243 85V84H242ZM247 85V83L245 84ZM255 85V86H254ZM32 86L31 89L33 88L34 89V86L33 85H30ZM56 90L58 87H56ZM169 86V84L167 85V87ZM175 86V85H174ZM175 86V87H176ZM181 86V85H180ZM178 85V87H180ZM192 86V85H191ZM189 86V87H191ZM195 86V85H194ZM209 86V85H208ZM214 86V85H213ZM152 87V86H151ZM173 87V85H172ZM196 89H198L197 87L198 86H195ZM204 88V87H207L206 86H201V88ZM25 88V87H24ZM27 88V87H26ZM36 88V87H35ZM43 88H46V85L42 87ZM62 88V87H61ZM143 88V87H142ZM150 88V87H149ZM147 88L146 90L148 91ZM174 88V87H173ZM186 88V86H185ZM192 88V87H191ZM200 88V86H199ZM210 89H212V87H209ZM216 87H214V90H215ZM249 88V87H248ZM38 91L40 89V87L38 88ZM37 89H34L35 91H37ZM47 89V88H46ZM49 89V88H48ZM176 88H174V91H177L175 90ZM182 89V88H180ZM26 90V89H25ZM52 90L53 89V86H52ZM55 90V91H56ZM185 91V89H182V91ZM187 90L190 91V89L188 88ZM193 91V89H191ZM207 90V88H206ZM213 90V91H214ZM30 91V90H29ZM33 91V90H32ZM31 91V92H32ZM35 91L33 93H35ZM37 91V93H39ZM140 91V90H139ZM150 91V90H149ZM179 91V90H178ZM177 91V92H178ZM181 91V92H182ZM183 91V92H184ZM202 91V90H201ZM43 92V91H42ZM47 92V91H44V93ZM59 92V91H58ZM138 92V91H137ZM176 92V94H177ZM180 92V93H181ZM182 92V93H183ZM200 92V91H199ZM205 92V90H204ZM245 93V91H243ZM26 93V92H24ZM41 93V92H40ZM44 93L40 94L42 97L44 96ZM50 93V91H49ZM55 93V92H53ZM127 93V92H126ZM139 93V92H138ZM147 94H149L148 92H146ZM154 93V92H153ZM185 93V92H184ZM183 93V94H184ZM193 93V92H192ZM191 93V94H192ZM197 93V92H196ZM253 93V94H252ZM60 94V93H59ZM115 94V93H114ZM125 94V93H124ZM168 94V93H167ZM175 94V95H176ZM186 95L188 94L185 93ZM189 94V95H191ZM256 94V95H257ZM27 95V94H26ZM29 95V94H28ZM31 95V94H30ZM29 95V96H30ZM39 95V94H38ZM56 95H52V97L55 98ZM131 95V94H130ZM140 95V94H139ZM143 95V94H141ZM173 95V94H172ZM174 95V96H175ZM182 95V94H181ZM180 95V96H181ZM56 96V97H57ZM119 96V95H118ZM125 96H128L127 94H125ZM146 96V95H145ZM150 96V95H149ZM178 96V95H177ZM200 96V95H199ZM248 96V95H247ZM40 97V96H39ZM47 97V96H46ZM45 97V98H46ZM48 97H50L48 95ZM50 97V98H52ZM141 97V96H139ZM151 97V96H150ZM149 97V98H150ZM168 97V96H167ZM183 97V96H182ZM182 97L181 100H182ZM192 97V96H191ZM252 97V96H251ZM30 98V97H29ZM41 98V97H40ZM48 98V101L49 99ZM136 98V97H135ZM147 98V97H146ZM153 97H151L152 99ZM155 98V97H154ZM169 98V97H168ZM178 98V97H177ZM185 98V96H184ZM138 99V96L137 98ZM179 99V98H178ZM214 99V98H213ZM259 99V98H258ZM32 100V99H30ZM28 100V101H30ZM47 100V98H46ZM51 100V99H50ZM122 100V99H121ZM125 101V105L126 106H132L131 103L133 101V98L131 97H128V98H125L123 99ZM148 100V99H147ZM156 100V99H155ZM168 100V99H167ZM189 100V98H188ZM27 101V102H28ZM33 101V100H32ZM56 101V100H54ZM157 101H158V98H157ZM170 101V99L168 100V102ZM186 101V100H185ZM191 101V100H190ZM193 101V100H192ZM236 101V100H235ZM180 102V101H179ZM184 102V101H183ZM182 102V103H183ZM188 102V101H187ZM29 103V102H28ZM104 103V101H103ZM120 103V102H119ZM138 103V102H137ZM142 103V102H141ZM147 103V102H146ZM164 103V102H163ZM171 102H169L170 104ZM181 103V104H182ZM195 103V101H194ZM202 103V102H201ZM210 103L212 104V101L208 103L207 106L210 105ZM218 103V102H217ZM30 104V103H29ZM162 104V103H161ZM177 104H178V101H177ZM176 104V105H177ZM180 104V105H181ZM196 104V103H195ZM198 104V103H197ZM216 104V103H215ZM138 105V104H137ZM153 105V104H152ZM166 105V104H165ZM168 105V103H167ZM188 105V104H187ZM214 105V104H213ZM104 106H107V104H105ZM103 106V107H104ZM153 106H156V105H153ZM170 105H168L169 107ZM172 106H173V103H172ZM179 106V105H178ZM198 106V105H197ZM212 106V105H211ZM216 106V105H215ZM218 106V104H217ZM180 107V106H179ZM186 107V106H185ZM189 107L191 108L192 106L189 105ZM20 107H18L19 109ZM155 108V107H154ZM177 108V107H176ZM189 108V109H190ZM197 108V107H196ZM213 108V106H212ZM218 108V107H217ZM22 109V108H20ZM147 109V108H146ZM153 109V108H151ZM159 108L157 107V110ZM45 110V112H44ZM100 110V111H99ZM170 110H174L172 108H170ZM185 112L188 111V109H183ZM192 110V108H191ZM190 110V112L192 113V111ZM214 111H216L214 108H213ZM129 111V110H128ZM135 111V110H134ZM150 110H148V113H149ZM154 111V110H153ZM162 111V110H160ZM168 111V110H167ZM178 111V110H177ZM177 111H173V113H171L172 111H170V113L172 114L171 116L174 117V120L176 118V120L178 122L177 124V127H174L176 124H174L172 127L173 129L170 130L171 131H176V130H183L184 129V124H187L189 122V124L191 125L190 123V120L192 118H189L190 115H187L189 116L187 119V123L184 122V120L186 121V119H179L178 118V115L179 114L177 113ZM195 111V110H194ZM218 111V110H217ZM216 111V112H217ZM44 112V113H43ZM132 112V111H131ZM147 112V111H145ZM120 113H121V110H120ZM137 113V112H135ZM153 113V112H152ZM162 113V112H160ZM169 113V114H170ZM24 114V113H23ZM26 114V113H25ZM178 114V115H177ZM30 115V114H29ZM143 115V113H142ZM152 115V114H150ZM154 115V113H153ZM159 115V114H158ZM162 115V114H160ZM159 115V116H160ZM119 116V115H118ZM157 116V113L156 115ZM163 116V115H162ZM169 116V115H168ZM171 116L170 119H171ZM181 116V115H180ZM183 116V115H182ZM194 116V115H193ZM30 117V118H31ZM125 117V116H124ZM130 117V116H129ZM128 117V118H129ZM132 117V116H131ZM137 117V116H136ZM145 117V116H144ZM143 116H141V114L138 116V121H141V120H145ZM166 117V116H165ZM172 117V118H173ZM133 118V117H132ZM147 118L150 120H153V116H147ZM152 118V119H151ZM155 118V117H154ZM162 118V117H161ZM168 118V117H166ZM185 118V116H184ZM233 118H236V117H233ZM116 119V118H115ZM230 121H232L233 119L230 117L229 118ZM232 119V120H231ZM237 119V118H236ZM46 120H50L49 122H53L52 124H47L45 123ZM173 119H171L170 121H172ZM181 120V121H180ZM228 120V119H227ZM235 120V119H234ZM233 122L235 123L236 121L238 120H235ZM241 120V119H240ZM121 121V120H120ZM130 121V120H129ZM134 121L136 122V120H133V123ZM148 121V120H146ZM152 121V122H153ZM164 121V120H163ZM48 122V123H49ZM124 122V120L122 121ZM125 122H128V121H125ZM145 122V121H144ZM142 122V123H144ZM151 122V123H152ZM160 122V121H158ZM167 122V121H166ZM180 122V123H179ZM184 122V123H183ZM193 122V121H192ZM132 123V120L131 122ZM139 123V122H138ZM137 123V124H138ZM146 123V122H145ZM157 123V121H156ZM174 123V122H172ZM197 123V122H196ZM195 123V124H196ZM229 123V122H228ZM135 125V128H137L136 126L139 127L140 129V126L139 125ZM155 124V122L153 123ZM160 124V123H159ZM168 124V123H167ZM231 124V123H229ZM228 124V125H229ZM134 125V124H133ZM141 125V124H140ZM166 125V124H165ZM184 125V126H183ZM188 125V124H187ZM189 125V126H190ZM194 125V124H193ZM201 125V124H200ZM238 126H240L239 122L237 123ZM127 126V125H126ZM167 126V125H166ZM165 126V127H166ZM169 126V124H168ZM195 126V125H194ZM194 129H196V127H194ZM205 126V125H204ZM214 127H216L215 125H213ZM231 126V129L232 128H235L236 127V123L234 125H230ZM235 126V127H233ZM237 126V127H238ZM1 127V126H0ZM118 127V129L116 128ZM179 127H183V129H180ZM188 127V126H186ZM192 127V126H191ZM199 127V126H198ZM208 127V126H207ZM207 127H206V130H207ZM27 128V127H26ZM112 128H115L119 134H117L115 137L113 135V137H111L110 135V138H108V130L109 129H112ZM153 128V126H152ZM151 128V129H152ZM163 128V127H162ZM169 128V127H168ZM201 128V129H200ZM200 128L196 129V130H193L191 131V129L187 130L188 132L190 131V133H188V138L186 137V143L187 145L185 144V140H183L184 143H176V142H172V140L170 141L169 140V143L166 144V146H162L164 147L161 151H159L160 153V157H159V153H158V157L161 158L160 162L163 161L165 158H178L179 155L182 154L183 157H185L186 155V158H198L197 157V154H196V145H197V142L198 140H200V134L202 133L201 130H203L202 128V125L200 126ZM209 128V127H208ZM115 129H113L115 131ZM134 129V128H132ZM147 129H150V128H147ZM155 129V128H154ZM164 129V128H163ZM210 130L213 129L212 126H210L209 128ZM208 129V130H209ZM25 130V129H24ZM28 130V128H27ZM138 129H135L134 131H136L135 133L138 134L139 132L137 131ZM144 130V129H143ZM146 130V129H145ZM157 130V128L155 129ZM159 130V129H158ZM199 130V131H197ZM207 130V131H208ZM210 130H209V134L211 133H217V131L215 132L214 129L213 131L211 130V133H210ZM235 130V129H232V131ZM237 130V129H236ZM132 130V132H134ZM147 131V130H146ZM145 131V132H146ZM161 130H159L160 132ZM165 131V130H164ZM169 131V130H168ZM167 131V132H168ZM205 131V129H204ZM207 131L206 133L203 134L204 135H208L207 134ZM129 132V130L127 131V133ZM138 132V133H137ZM152 132V131H151ZM183 132V131H182ZM186 132V131H185ZM235 132V131H234ZM29 133V131H28ZM32 133V134H33ZM117 133V132H116ZM134 133V134H135ZM148 134V131L146 132ZM150 133V131H149ZM232 134H235L233 132H231ZM6 134V133H5ZM136 134L134 136H136ZM142 134V133H141ZM167 134V133H166ZM181 134V133H179ZM202 134V137L204 136ZM218 134V133H217ZM216 134V135H217ZM22 135H25V133ZM129 135V134H128ZM127 135V136H128ZM133 135V134H132ZM153 135V134H152ZM150 136L152 137V139L154 140L153 136ZM156 135V134H154ZM161 135V134H160ZM169 135V133L167 134ZM166 135V136H167ZM184 134H182L183 136ZM200 135V136H199ZM213 135V134H212ZM231 135V134H230ZM5 136V135H4ZM15 136V135H14ZM140 136V135H139ZM147 136V135H146ZM144 136V137H146ZM149 136V135H148ZM166 136H164L166 138ZM210 136V137H209ZM3 137V136H1ZM12 136H10L11 138ZM20 137V136H19ZM24 137V136H23ZM27 137V136H26ZM25 137V138H26ZM130 137V136H129ZM155 137V136H154ZM163 137V138H164ZM184 137V136H183ZM206 137V136H205ZM204 137V138H205ZM217 137V136H216ZM215 137V138H216ZM232 137V135L230 136ZM9 138V139H10ZM14 137H12L13 139ZM28 138V137H27ZM127 139V137H124ZM136 138V137H135ZM139 138V137H138ZM136 139V140H139V139ZM164 138V139H165ZM207 140H210L211 138V141H212V137L211 135H208L207 136ZM214 138V139H215ZM235 137H233L234 139ZM7 139V138H6ZM15 139V138H14ZM29 139V138H28ZM28 139L26 140L27 144H28ZM150 138H148L149 140ZM150 139V140H152ZM183 138H181L182 140ZM217 139V138H216ZM216 139L212 141V143L215 141L216 142ZM232 139V138H231ZM19 143H21L20 141V138H18ZM25 140V139H24ZM113 140V141H112ZM118 140V139H117ZM122 140V139H120ZM173 140H176V139H173ZM179 140V139H178ZM204 140V139H203ZM206 140V139H205ZM204 141V142H208V141ZM220 139H218L217 141L219 143L221 147V141H219ZM13 141V140H11ZM16 141V140H15ZM36 141H37V144H36ZM125 141V140H124ZM140 141V140H139ZM142 141H144L142 139ZM163 140L160 141V144ZM229 141H230V138H229ZM201 142V140H200ZM199 142V143H200ZM126 143H129L128 141ZM133 143V141H132ZM142 142H139V144H141ZM148 143V142H147ZM202 143V142H201ZM16 144V142H15ZM123 144V143H122ZM138 144V143H137ZM158 144V143H157ZM215 144V143H213ZM216 144V145H217ZM12 145V144H11ZM30 145V144H29ZM121 145V144H120ZM127 145V144H126ZM125 145V147H126ZM129 145V144H128ZM135 145V144H133ZM202 145V144H201ZM206 144H204L205 146ZM215 145V146H216ZM16 146V145H15ZM159 146V145H158ZM214 146V145H213ZM214 146V147H215ZM27 147V146H25ZM135 147V146H134ZM17 149H19L18 147H16ZM15 148V149H16ZM136 148V147H135ZM138 149L141 148L140 146L137 147ZM158 148V147H156ZM188 148V149H187ZM199 148V147H198ZM208 148V145L207 147ZM210 148V147H209ZM118 149V150H117ZM126 150L128 148H125ZM131 149V148H130ZM134 149V148H133ZM160 149V148H159ZM202 149V148H200ZM205 149V147H204ZM214 149V148H213ZM216 149V148H215ZM221 149L222 148H218V153L220 151V154H221ZM129 150V149H128ZM132 150V149H131ZM129 150V151H131ZM149 150V149H147ZM152 150V149H150ZM187 150V153L186 155L184 156L183 155V152ZM212 150V149H211ZM6 151V150H5ZM4 151V152H5ZM140 151V150H139ZM153 151L156 152V150L154 149ZM158 151V150H157ZM200 151V150H199ZM205 151V150H204ZM215 151V150H214ZM27 152V151H26ZM25 152V153H26ZM121 152V151H120ZM141 153H144L145 151H140ZM147 152V151H146ZM149 152V151H148ZM154 152V153H155ZM202 152V151H200ZM210 152V154L212 153V151H208ZM216 152V151H215ZM214 152V153H215ZM28 153V152H27ZM135 153V150L134 152ZM137 153V152H136ZM140 153V154H141ZM213 153V154H214ZM218 153H215L213 158H218L219 156H217L216 154ZM131 154V153H130ZM139 154V152L137 153ZM145 154V153H144ZM206 154V153H205ZM209 154V155H210ZM29 155V153L27 154ZM134 155V154H132ZM136 155V154H135ZM134 155V158L137 156ZM147 155V154H146ZM151 155V154H150ZM149 154L147 155L150 156ZM154 155V154H153ZM155 155L157 156V154L155 153ZM9 156V154L7 155ZM13 156V155H12ZM152 156V155H151ZM11 157V156H10ZM20 157V156H19ZM27 157V156H26ZM139 157V156H138ZM157 157V158H158ZM6 158H9V157H6ZM13 158V157H12ZM16 158V156H15ZM22 158H24V156H22ZM30 158V157H29ZM131 158V157H130ZM140 158V157H139ZM142 158V157H141ZM148 158H151V157H148ZM163 158V160H162ZM205 158V156H204ZM212 158V157H211ZM138 159V158H137ZM143 159V158H142ZM39 160V159H38ZM124 160V159H123ZM135 160V159H132V161ZM149 160V159H148ZM13 162V161H12ZM15 162V161H14ZM24 162V161H22ZM26 162V161H25ZM28 162V161H27ZM33 162H34V159H33ZM79 165H93V160L91 159H85V160H82V161H78ZM137 162V161H136ZM141 162V161H140ZM145 162V161H144ZM21 163V162H19ZM19 163H17L19 165ZM40 163V161H39ZM98 163V162H97ZM23 164V163H22ZM33 164V163H32ZM31 164V165H32ZM105 164V163H104ZM117 164V163H116ZM114 164V167L115 165ZM28 166H31L29 164H27ZM26 165V167H27ZM134 165V164H132ZM144 165V164H143ZM13 166V165H12ZM33 166V165H32ZM31 167V169H33ZM38 166V165H37ZM37 166H35L34 168H36ZM96 166V165H95ZM98 166V165H97ZM166 166V164H165ZM21 167V166H20ZM110 167V166H109ZM11 168V167H10ZM28 168V167H27ZM101 168V167H100ZM123 168V167H122ZM125 168V167H124ZM9 168H7L8 170ZM12 170H8L7 172L10 173L14 170V167L11 168ZM17 169V167H16ZM20 169V168H19ZM37 169V168H36ZM35 169V170H36ZM42 171H41V170ZM166 169V168H165ZM18 170V169H17ZM16 170V172H17ZM21 170V169H20ZM34 170V169H33ZM108 170V169H107ZM113 170V169H112ZM10 171V172H9ZM65 171V170H64ZM101 171V170H100ZM106 171V170H105ZM111 171V170H110ZM121 171V170H119ZM118 171V172H119ZM6 172V173H7ZM21 172V171H19ZM17 172V173H19ZM24 172H27L25 169H24ZM23 172V173H24ZM42 172V173H41ZM122 172V171H121ZM15 173V170L14 172ZM56 176H55V174ZM116 173V172H115ZM179 173V172H178ZM187 173V172H186ZM12 174V173H10ZM28 174H31L33 176V173H30L28 172ZM73 174V173H72ZM78 174V173H77ZM120 174V173H119ZM180 174V173H179ZM177 174V175H179ZM184 174V173H182ZM180 174V175H182ZM8 175V174H7ZM14 175V174H13ZM17 175V174H15ZM79 175V174H78ZM99 173H97L96 176H98ZM111 175V174H110ZM113 175V173H112ZM118 175V174H117ZM11 177V175H8ZM106 176V175H105ZM115 176V175H114ZM31 177V176H30ZM72 177V176H70ZM104 177V176H103ZM180 177V176H179ZM13 178L15 179V177L13 176ZM18 179V176L16 177ZM76 179V177H75ZM79 179V178H78ZM104 179V178H103ZM11 180V179H10ZM16 180V179H15ZM26 180V179H25ZM57 180V181H56ZM107 180V178H106ZM216 180V179H215ZM98 181V180H97ZM113 181L114 183V180H111ZM150 181V180H149ZM171 181V180H170ZM13 182V181H12ZM19 182H22L20 177H19ZM120 182H122L120 180ZM5 183V182H4ZM15 183V182H13ZM17 183H18V180H17ZM27 183V182H25ZM97 183H100V182H96ZM112 183V184H113ZM116 183V182H115ZM155 183V182H154ZM197 183V182H196ZM213 183V182H212ZM104 184L105 186V183L102 182V185ZM168 184V183H166ZM23 185V184H22ZM28 186L27 187H24V189H28V187H31L32 186ZM99 185V184H98ZM101 185V184H100ZM107 185V184H106ZM111 185V184H110ZM16 186V185H15ZM92 186V187H91ZM124 186V185H123ZM128 186V184H127ZM177 186V185H176ZM192 186V185H191ZM17 187V186H16ZM15 187V188H16ZM108 187V185H107ZM122 187V186H121ZM138 188V187H137ZM175 188L176 187H173V186H170L168 185V187L166 188V194H170L171 196H174L173 193H175ZM30 189H28L29 191ZM34 190V189H33ZM251 190V189H250ZM31 191V190H30ZM35 192V190H34ZM43 194H41V193ZM115 192V191H114ZM113 192V194H114ZM186 195L190 198V201L187 200L188 202L187 203H190V205H188L187 208H184L185 205L183 206L182 204V200L179 201H169L167 198L165 199L164 196H162V200L161 199H155V201H153V211H154V214H155V217L156 219L162 224V230L165 234V237H167L166 239L167 240H170L172 236H170V234L167 233V226H165V222L163 223V219L165 218L166 214H171L172 217H175V216H179L180 219H187L185 221V225L187 227V224L188 223H195L197 222L199 219H200V215L198 213H196L197 211V207H194L192 205H195L197 203V199H194V192L192 189H187L186 190ZM27 195H29V198L28 200L30 199V201L33 199V198H30V197H34L35 196V193H34V196H30L31 194L29 193H26ZM92 194V196H91ZM25 195V194H24ZM33 195V193H32ZM90 195V198H87L88 196ZM105 196V197H106ZM124 196V195H123ZM22 198V197H21ZM89 201H91L90 205L88 206V209L90 208H93L95 207V210H96V207L97 205L101 207V210H100V215H99V220L100 222H97L95 224V226H93L88 232V229H85L82 228V227H75L73 225H71L70 222H68L65 218L66 216V213H63L62 211L59 212L58 210L60 209V207H63L64 205L66 206L67 205V202L70 204V202H75L73 204V206L77 207L79 203V201H84V203H86L85 201L87 199ZM111 198V197H110ZM113 198V197H112ZM173 198V197H172ZM20 199V198H19ZM26 197L24 198V201H25ZM124 198L122 196H118L115 198V201H122ZM258 199V198H257ZM16 201L18 200L15 199ZM21 200V199H20ZM27 200V199H26ZM108 200V199H107ZM223 200V199H222ZM260 202L262 203L261 204V209H262V217H264V196L262 195L261 198H259ZM29 201V202H30ZM37 201V200H35ZM34 201V202H35ZM67 201V202H66ZM15 202V201H14ZM26 202L28 201H25V204H27ZM28 202V203H29ZM44 202V203H43ZM114 202V201H113ZM20 203V201H19ZM39 203V202H38ZM53 203L56 204V207L53 206ZM84 203H81V205ZM116 203V202H115ZM40 204V203H39ZM113 204V203H112ZM119 204V203H118ZM32 205V204H31ZM34 205H37L38 204H34ZM72 205V204H71ZM121 205V204H120ZM126 205V204H125ZM135 205V204H134ZM69 206V205H68ZM124 206V205H123ZM122 207H119L118 211V218L120 219L121 217H128V214L124 215L122 213H120V210H124V208ZM128 206V205H127ZM126 206V207H127ZM204 206V205H203ZM115 207V206H114ZM135 207V206H133ZM38 208V207H37ZM64 208V207H63ZM62 208V209H63ZM65 208H69V207H65ZM64 208V210H65ZM79 208V207H78ZM84 208V207H83ZM87 208V207H85ZM115 208V209H116ZM122 208V209H120ZM139 208V207H138ZM14 208H12L11 210L13 211ZM34 209V208H33ZM36 209V208H35ZM75 209V208H74ZM88 209H85V210H88ZM134 209V208H133ZM38 210V209H37ZM76 211V210H75ZM88 211H91L88 210ZM126 211V209H125ZM131 211V210H130ZM180 211H185V213H180ZM31 212V211H30ZM37 212V211H36ZM43 212V211H42ZM2 213V212H1ZM127 213V212H125ZM4 214V213H2ZM0 214V216L2 215ZM7 215V214H6ZM10 215V214H9ZM8 215V216H9ZM39 215V214H38ZM53 215V214H52ZM117 215V214H116ZM130 215L132 216V214H129V217ZM5 217V214L3 215ZM13 216V215H12ZM32 216V212H31V215ZM35 216V214H34ZM114 217H117L115 215H113ZM113 216H111L113 218ZM11 217V216H10ZM49 217V216H48ZM48 217H46L48 219ZM97 217V215H96ZM96 217L94 219H96ZM176 217V218H177ZM9 217H7V220ZM12 218V217H11ZM15 218V217H14ZM45 218V217H44ZM43 218V219H44ZM132 218V217H131ZM134 218V217H133ZM132 218V219H133ZM19 219V218H18ZM27 219L24 218V220ZM36 219V218H35ZM122 219V218H121ZM130 219V218H129ZM128 219V220H129ZM3 220V219H1ZM0 220V221H1ZM6 220V221H7ZM21 220V219H20ZM28 220V219H27ZM45 220V219H44ZM71 220V219H70ZM73 220V219H72ZM124 221L126 219H123ZM5 221V222H6ZM19 221V220H18ZM75 221V220H74ZM96 221H98V219H96ZM113 221H117V220H113ZM112 221V222H113ZM130 221V220H129ZM176 221V220H174ZM200 221V220H199ZM2 224H0L1 226H3V223L4 221H1ZM28 222V221H27ZM127 222V221H126ZM182 222V221H181ZM263 222V221H262ZM8 223V222H7ZM16 223V222H15ZM132 223V222H131ZM176 223H179L178 221H176ZM76 224V223H75ZM189 224V225H190ZM5 225V224H4ZM8 225V224H7ZM13 225V223H12ZM105 225V224H104ZM103 225V226H104ZM134 225V224H133ZM182 225V224H180ZM114 226V225H113ZM177 226L174 225V229L175 227ZM5 227V226H4ZM27 227V225H26ZM112 227V226H111ZM127 227V225H126ZM6 228V227H5ZM10 228V227H9ZM29 228V226L27 227ZM139 228V227H138ZM143 228V227H142ZM142 228H139V229H142ZM188 228V227H187ZM35 229V228H34ZM48 229V228H47ZM50 229V228H49ZM104 229H106V227H104ZM109 229V228H108ZM108 229H106L107 231H109ZM134 229V228H133ZM55 231V230H54ZM115 231V230H114ZM134 231V230H133ZM148 231V230H147ZM13 232V231H12ZM189 232L193 233L194 230H190ZM53 234H55V232H52ZM137 233V232H136ZM140 233V232H139ZM51 235V233H49ZM138 234V233H137ZM144 234V233H143ZM180 234V233H179ZM177 233L174 234L173 232V238H175V240H180L181 235H179ZM17 235V234H16ZM91 235V234H90ZM115 235V234H114ZM12 236V235H11ZM133 236V235H132ZM50 237V236H49ZM88 237V238H87ZM143 237V236H142ZM1 238V237H0ZM21 238V237H20ZM114 238V237H113ZM29 239V238H28ZM91 239V238H90ZM116 239V238H115ZM114 239V240H115ZM31 240V238H30ZM69 241V240H68ZM85 241V242H86ZM4 242V241H3ZM9 242V240L7 241ZM18 242V241H17ZM136 242V241H135ZM147 242V240H146ZM1 243V242H0ZM5 243V242H4ZM35 244V243H34ZM110 244V243H109ZM84 245V244H83ZM120 245V244H119ZM170 245V243H169ZM169 245L167 244V250L170 249ZM85 246V245H84ZM91 246V245H90ZM34 247V245H33ZM32 247V248H33ZM58 247V246H57ZM114 248V247H113ZM189 248L191 247H182L180 246V250H178L177 252H181V257H180V262L181 264H191L189 261L191 260V256L192 254H194L193 252H189ZM57 249V248H56ZM127 249V248H126ZM139 249V248H138ZM4 250V247L3 249ZM17 250V249H16ZM52 250V249H51ZM147 250V249H146ZM155 250V249H154ZM213 250V249H212ZM7 251V250H6ZM21 251V250H20ZM54 250H52L53 252ZM23 252V251H22ZM48 252V250H47ZM46 252V253H47ZM51 252V253H52ZM55 252V251H54ZM136 252V251H135ZM138 252V251H137ZM147 252V251H146ZM145 252V253H146ZM196 252V251H195ZM1 253V251H0ZM2 254V253H1ZM14 254V253H13ZM16 254V253H15ZM19 254V253H18ZM26 254V253H24ZM78 254V253H77ZM122 254V253H121ZM139 254V252H138ZM137 254V255H138ZM27 255V254H26ZM53 255V253H52ZM58 255V254H57ZM81 255V254H80ZM91 255V254H90ZM136 255V253H135ZM197 255V254H196ZM213 255V254H212ZM49 256V255H48ZM56 256V255H55ZM77 256V255H76ZM75 256V257H76ZM125 256V255H124ZM214 256V255H213ZM3 257V256H2ZM5 257V256H4ZM14 257V256H13ZM58 257V256H57ZM56 257V258H57ZM80 257V256H79ZM126 257V256H125ZM136 257V256H135ZM154 257V256H153ZM208 257V255H207ZM67 258V257H66ZM84 258V257H83ZM86 258V257H85ZM134 258V257H133ZM214 258V257H213ZM4 259V258H3ZM9 259V258H8ZM19 259V258H18ZM34 259V258H33ZM49 259V258H48ZM55 259V258H54ZM69 259V258H68ZM82 259V257H81ZM94 259V258H93ZM96 259V258H95ZM135 259V258H134ZM140 259V258H139ZM264 259V258H263ZM29 260V259H28ZM70 260V259H69ZM66 259V261H69ZM78 260V259H77ZM124 260V259H123ZM122 260V261H123ZM130 260V259H129ZM184 260V261H182ZM194 260V259H192ZM1 261V260H0ZM23 258H20L16 263L14 264H23ZM27 261V260H26ZM31 261V260H30ZM81 261V260H80ZM83 261V260H82ZM213 261V260H212ZM211 261V262H212ZM216 261V260H215ZM28 262V261H27ZM50 262V261H48ZM85 262V261H84ZM128 262V261H126ZM141 262V261H140ZM177 262V261H176ZM176 262L174 264H176ZM205 262V261H204ZM224 262V261H222ZM260 262V261H259ZM26 263V262H25ZM68 263V262H67ZM119 263V262H118ZM203 263V262H202ZM3 264H12L11 262H4ZM90 264V263H89ZM120 264V263H119ZM196 264V263H195ZM206 264V263H205Z\"/></svg>","mask_w":264,"mask_h":264}]
</instances>
